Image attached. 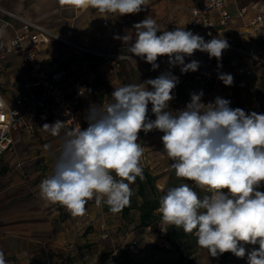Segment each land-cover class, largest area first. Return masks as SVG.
Segmentation results:
<instances>
[{"label":"clouds","instance_id":"1","mask_svg":"<svg viewBox=\"0 0 264 264\" xmlns=\"http://www.w3.org/2000/svg\"><path fill=\"white\" fill-rule=\"evenodd\" d=\"M62 6L96 9L99 13L124 16L137 14L149 0H59ZM134 42L127 35L116 39L128 43L127 51L152 65L168 57L170 67L181 74L195 72L199 62L185 63L196 51L218 61L229 47L225 38L205 41L199 34L176 27L161 30L151 16L133 25ZM158 33H160L158 35ZM133 41V40H132ZM132 60V56L119 57ZM218 78L231 86L233 76ZM178 77L171 71L142 84L114 88L109 103L90 106L87 128L66 133L55 158L53 172L39 185L40 197L64 207L72 216L86 213L95 199L120 213L130 204L131 184L144 179L141 160L144 148L139 133L159 130L164 153L172 161L170 170L189 183L168 188L159 199L162 221L196 238L198 247L212 257L230 252L247 255L248 264H264V114L245 113L230 107V101L216 97L202 102L203 92L192 93L184 109L169 110ZM151 86V90H149ZM154 120L148 117V105ZM62 121L44 124L42 129L58 136ZM49 150L50 145H44ZM207 194L200 197L195 189ZM163 191V189H162ZM259 245L247 251L245 245ZM0 264H7L0 250Z\"/></svg>","mask_w":264,"mask_h":264},{"label":"crops","instance_id":"2","mask_svg":"<svg viewBox=\"0 0 264 264\" xmlns=\"http://www.w3.org/2000/svg\"><path fill=\"white\" fill-rule=\"evenodd\" d=\"M240 2L241 5L251 3H242L241 0ZM194 3L195 0H189V5L186 7V20L183 25L186 31L191 32L193 31L188 23L189 7L193 6ZM262 4L264 5V2L251 7L252 11L247 14L246 18L249 19ZM65 9L70 15L68 20L75 21L71 25L75 32L66 33L67 29L62 28L64 26H58L59 31L56 30V33L58 32V34L68 38L71 37V41H73L72 36H75L79 41L74 40V42L81 45L85 44V47L94 51L105 52L118 45V39L106 37L112 28L103 34L97 33L102 38L100 42L90 39V35L95 32L91 26V21L95 18L91 9L86 11L83 17H80L78 12L86 9L79 10L67 5ZM230 9L234 14L237 13L234 7ZM98 15L103 16L104 14L98 13ZM104 23L107 24V22ZM54 29L52 28V30ZM250 38L253 41L256 37L251 36ZM96 44L98 46H95ZM125 51L124 49V54ZM48 52L51 55L60 54L66 61L77 58L72 49L58 44H54ZM5 58L9 59V68L16 69L18 71L16 75H19L18 78L14 74L8 81L0 78L2 92L11 99L14 95L25 92V85L29 82V77L25 70L20 68L17 58L12 56ZM13 58L16 61L14 65L10 62ZM211 59L225 70L223 74L233 76L231 86H226L219 79V82L224 85L230 107L235 108L238 102H244L243 109L249 113L250 99L246 95L245 86L251 84L253 79L234 73L236 66L246 65L247 60L235 56L227 50L223 51L219 61L214 57ZM192 60L199 62L197 52L191 57H185V63ZM113 68L114 66L110 63H104L94 68L84 67L82 64H76L73 67L72 81L80 80L88 85L82 97L85 117L90 106L109 103L114 88L125 85L117 79L116 75H113ZM199 69L200 65L195 72L190 71L181 74L180 66H175V71L171 73L178 77V83L172 94L185 101H190L191 94L197 93V89L189 81ZM115 71L118 72L119 68ZM258 72L260 74V92V85L264 80V67L258 66ZM114 77L116 80H113ZM102 81L105 83L102 84ZM151 107L152 105L149 104L148 117L150 120H154L155 116L151 112ZM169 110L174 112L171 103H169ZM84 120L88 125L87 120L85 118ZM46 123L53 124L55 122L52 120L45 123L37 122L36 131L33 134L14 131L11 147L0 153V155L12 154V151L18 147L23 139L29 140V144L39 141L38 145L30 146L33 148V152H30L29 158L13 160L10 168H3L0 172V250L4 252L7 264H114V258L111 254L113 248H118L120 253L126 256L132 264H152V259L147 253L152 247V244H149L152 241V236L148 235V228L150 227L140 226L139 211L134 219L127 220L126 213L123 211L113 214L104 208L103 202L98 205L93 199L87 203L84 215L72 216L61 205L49 203L40 197L39 185L44 178L52 174L55 158L59 155L60 145L68 133L67 128L63 125L60 134L52 136L42 129ZM151 132L152 134H150ZM162 135V132L155 129L150 131L145 138L141 132L139 133V143L144 148L141 165L150 166V169H153L156 163L161 161L157 156V149L160 148ZM44 145H50L49 150L46 151ZM161 154H163V158H168L166 153ZM36 178L39 179L37 187L32 184ZM22 182H26V185ZM104 234L107 237L104 238ZM141 238L144 239L139 245L138 239ZM108 247H111L109 249L111 255L108 253Z\"/></svg>","mask_w":264,"mask_h":264},{"label":"built area","instance_id":"3","mask_svg":"<svg viewBox=\"0 0 264 264\" xmlns=\"http://www.w3.org/2000/svg\"><path fill=\"white\" fill-rule=\"evenodd\" d=\"M262 0H254L241 5L240 0H195L189 7V27L193 34H199L205 41L212 38H225L229 47L226 49L235 56L247 60L246 65L236 66L234 73L238 76L252 78L251 84L245 86L250 99V110L264 114V103L259 97L260 74L258 66L264 67V5L259 7L249 19L247 14L251 7L258 6ZM237 11L234 14L230 8ZM256 37L255 39L250 38ZM0 44L3 54L17 58L21 69L25 70L29 82L23 94L7 98L0 88V153L8 150L13 143V132L20 131L33 134L36 123L62 121L67 131L76 128H87L82 97L88 87L86 82L72 81L73 67L82 64L84 67H98L104 63H114L125 59L124 47L100 52L75 44L67 37L54 32L51 28L17 14L0 4ZM54 44L72 49L76 59L64 60L60 54L51 55L48 50ZM200 69L189 81L195 85L197 93L203 92L202 102H213L216 97L226 98L225 88L218 76L224 69L209 58L207 53L196 51ZM4 69V67H3ZM175 71L165 57L158 69L159 75ZM170 102L174 112L184 109L190 101L176 95ZM172 161L170 162V164ZM103 237H107L106 234ZM259 245L246 248L251 251ZM111 254L114 264H132L128 258L113 248Z\"/></svg>","mask_w":264,"mask_h":264},{"label":"rangeland","instance_id":"4","mask_svg":"<svg viewBox=\"0 0 264 264\" xmlns=\"http://www.w3.org/2000/svg\"><path fill=\"white\" fill-rule=\"evenodd\" d=\"M241 1L242 3H248L254 0ZM0 4L3 7L17 14H20L25 18L39 22L40 24H43L48 28H55L53 30L54 32H56V30L59 31L57 28L58 26H64L62 28L67 29V31H65L66 33L75 32V29L71 27V25H73L75 21H72V19L68 20V17H70V15L68 10L65 9L66 5L62 6L59 3V0H0ZM188 5L189 0H149V4L147 5V7L137 14H129L124 16H118V14H108L106 16H99V12L93 8H88L85 11H82L83 13L79 11L78 14H80V17H83V14L86 13V11H88L89 9H91L94 13L95 18L91 21V26L95 32L90 35L91 40L100 42L102 38H100L97 33L103 34L109 28H112L109 32L107 31V38H114L116 36L123 37L124 35H127L130 38V44L134 42L135 39V29L133 28V25L143 21L148 16H151L156 20V23L159 25L162 31H172L176 27H184L185 29V26L183 25L186 20V7ZM104 22H107V24ZM159 34L160 33H158V35ZM70 38L68 39L71 40ZM72 38V42H74V40L79 41L75 36H72ZM118 40V45L114 46L113 49L124 47V49L126 50L125 54L132 56V60H122L119 62V65L117 63L114 64L110 62V64L114 66L113 75H116L119 81H121L125 85H139L148 79H154L159 76L158 69L161 62L166 56L158 58L156 63L159 65V67L153 70L151 64L145 62V60L141 59L140 57L128 53L127 42L124 43L122 40ZM74 43L81 45L78 42ZM82 46H85V44ZM95 46L98 45L96 44ZM2 53V44H0V56L2 55ZM10 62L12 65H14V62L16 61L13 58ZM9 64L10 63L8 58L0 59V78L8 81L11 77L14 76V74L19 78V75H16V72L18 71L16 69H10ZM118 68L119 71H115V69ZM115 77L113 80H116ZM104 83L105 82L102 81V84ZM260 88V97L264 101V80L261 83ZM149 90H151V86H149ZM243 104L244 102H238V104L235 105V108L243 109ZM245 113L247 114L248 112L245 111ZM148 133H144L143 131H141V134L144 138L146 135H148ZM150 134H152V132ZM28 141L29 140L23 139L19 144L20 146L18 145V147L12 151V154L0 155V172L3 168H10V164H12L13 160L16 161L23 158H29L28 155H30V152H33L32 147L38 145L39 141L34 144H29ZM159 145L160 148L157 149V156L161 161L159 163H156L153 169H150V166H148L153 175L157 177L155 185L156 189H153L151 185H148L145 189L146 198L152 200H155L156 198L158 199V192H161L162 189H164L167 185H175V180L177 178L174 171L170 170L169 166L171 160L169 158L162 157L163 154L161 153H164L163 143L161 142ZM37 151L39 152L38 149ZM38 182L39 179L36 178L33 180L32 184L37 187ZM22 183L26 185V182ZM183 183H189L195 188L194 183L191 181L187 180ZM130 187L132 188L133 195L130 199V204L127 206L129 207V212L126 214L127 220H129L130 218H135V216L138 214V206L144 201V198L139 196L138 194L139 184L137 183V179L135 183L130 185ZM195 190L198 192L200 197H203L207 194L206 192L198 188ZM258 190L264 192V183L261 184ZM156 213H159L158 209L156 210ZM166 226L167 224L160 220L157 223H154L152 227L148 228V235L152 236V241H150L149 244H152V247L149 248L147 253L152 259V264H248L247 255L244 258H238L232 253L226 252L214 258L208 254L206 249L198 247L196 242L191 247L186 246L183 249V252L180 253L166 240ZM142 239L144 238L138 239L139 245L141 244ZM248 246L250 245H245V248H247ZM109 249H111V247H108V253L110 254Z\"/></svg>","mask_w":264,"mask_h":264},{"label":"trees","instance_id":"5","mask_svg":"<svg viewBox=\"0 0 264 264\" xmlns=\"http://www.w3.org/2000/svg\"><path fill=\"white\" fill-rule=\"evenodd\" d=\"M143 175L144 179L141 180L139 177H137V183L139 184L138 188V194L139 196L144 198V201L142 204L138 206V211L140 212V219L141 227H152L154 223H157L158 221L162 220L161 214L156 213V210L159 208V199L162 195L166 194V191L168 188L171 187H176L182 184L183 182L187 181L183 178H176L175 180V185L170 186L167 185L163 191L158 192L159 198L152 200V199H147L146 198V187L148 185H151L153 189H156V180L157 177L153 175V173L149 170L148 166H143ZM264 183V182H262ZM104 208L109 210V207L104 204ZM123 213H128L129 212V207H124L122 210ZM167 233H166V240L170 243L171 246H173L177 251L180 253L183 252V249L188 246L191 247L195 242L196 238L192 234H185L182 230V228H174L173 226H170L167 224L166 226Z\"/></svg>","mask_w":264,"mask_h":264}]
</instances>
